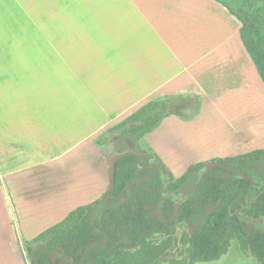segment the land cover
Wrapping results in <instances>:
<instances>
[{"label":"rangeland","instance_id":"rangeland-1","mask_svg":"<svg viewBox=\"0 0 264 264\" xmlns=\"http://www.w3.org/2000/svg\"><path fill=\"white\" fill-rule=\"evenodd\" d=\"M76 4L83 5V23ZM116 5L0 0V264H30L25 242L74 207L99 199L110 190L105 182L113 161L138 152L134 142L108 132L116 123L108 121L107 107H92L106 97L97 90L108 85L97 60L113 46L108 39L116 35L107 34V26L115 27ZM170 228L146 236L156 264H179L185 257L191 224L180 218ZM195 264L257 261L233 238L219 259Z\"/></svg>","mask_w":264,"mask_h":264},{"label":"trees","instance_id":"trees-1","mask_svg":"<svg viewBox=\"0 0 264 264\" xmlns=\"http://www.w3.org/2000/svg\"><path fill=\"white\" fill-rule=\"evenodd\" d=\"M214 1L240 21V40L264 83V0ZM180 100H150L108 129L138 152L113 161L111 188L99 199L25 242L30 264H156L146 236L168 234L180 218L192 231L179 264L217 260L233 238L264 264V149L214 159L203 176L205 163L196 162L175 178L140 148L139 139Z\"/></svg>","mask_w":264,"mask_h":264},{"label":"crops","instance_id":"crops-1","mask_svg":"<svg viewBox=\"0 0 264 264\" xmlns=\"http://www.w3.org/2000/svg\"><path fill=\"white\" fill-rule=\"evenodd\" d=\"M115 1V27L107 26L113 46L97 60L108 76L97 90L106 97L92 107H107L117 124L150 100L184 98L139 139L175 178L172 171L196 162L264 149V83L240 40V21L214 0ZM76 9L83 23V5Z\"/></svg>","mask_w":264,"mask_h":264},{"label":"water","instance_id":"water-1","mask_svg":"<svg viewBox=\"0 0 264 264\" xmlns=\"http://www.w3.org/2000/svg\"><path fill=\"white\" fill-rule=\"evenodd\" d=\"M217 164H218V162L215 161V160H212V161L206 162V163L204 164V165H205V169H204V171H203V173H202L201 176H203L206 172H208L209 169H210L213 165H217ZM52 258H54V252L52 253Z\"/></svg>","mask_w":264,"mask_h":264}]
</instances>
